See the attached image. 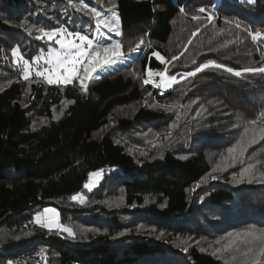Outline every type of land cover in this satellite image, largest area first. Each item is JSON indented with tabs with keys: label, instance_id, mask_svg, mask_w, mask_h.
Here are the masks:
<instances>
[{
	"label": "trees",
	"instance_id": "trees-1",
	"mask_svg": "<svg viewBox=\"0 0 264 264\" xmlns=\"http://www.w3.org/2000/svg\"><path fill=\"white\" fill-rule=\"evenodd\" d=\"M81 2L114 11L124 56L143 38L139 54L89 82L87 92L78 80L50 85L34 74L23 80L12 49L19 46L28 59L46 52L50 42L36 38L39 29L103 36L98 32L106 29H96L90 15L73 7ZM257 31L264 33V0H0V264H38L33 254L39 250L42 264H242V243L213 252L230 242L229 227L264 229V183L235 184L227 176L197 188L213 164L204 151L190 155L187 140L202 123L209 135L229 126L226 140L236 143L243 126L264 112V75L208 69L164 94L143 77L149 68L182 75L209 59L236 69L264 66V38L250 35ZM177 100L198 103L160 107ZM215 100L229 125L225 112L212 106ZM123 135L145 149L127 148ZM245 157L264 160V141ZM99 169L107 175L88 191L84 184ZM81 192L83 204L71 199ZM226 203L236 214L223 211L207 226L209 209ZM48 206L59 209L74 237L33 222Z\"/></svg>",
	"mask_w": 264,
	"mask_h": 264
},
{
	"label": "snow or ice",
	"instance_id": "snow-or-ice-1",
	"mask_svg": "<svg viewBox=\"0 0 264 264\" xmlns=\"http://www.w3.org/2000/svg\"><path fill=\"white\" fill-rule=\"evenodd\" d=\"M246 2L254 3L255 0H246ZM69 3H72V0H69ZM73 7H76L78 11L86 12L90 15L95 22L96 29H106V32H101V35L105 36L107 39H111V37L107 35L108 33L115 32L117 36L121 35L119 29V17L114 11L112 16L109 17L103 12L98 11L96 8H90L86 3L81 2L78 7L73 4ZM115 7L116 5H112V9ZM181 11H183V9H181ZM198 11L203 13L206 9L200 8ZM192 18L194 20L200 19L198 15H195ZM207 19L211 21L213 16L209 15ZM20 27H25V23H21ZM236 27H240L239 23L236 24ZM39 31L42 32V35L37 36L36 38L39 40L46 37L50 42L46 55L41 54L32 59H28L20 52L19 46L12 49L13 65L20 69L22 78L25 81H29L33 74L35 77L41 78L43 82L50 85H69L78 80L82 90L87 92V82L94 78L99 79L98 76L94 77V73L97 69L112 66L124 58V52L122 51L123 45L119 40L113 41L111 44H105L102 43L101 40H93L89 38L88 35L82 34L81 32H69L63 27L51 31H44L43 29H39ZM193 35H195V33H193ZM250 35L253 41L264 38V33L259 31L250 32ZM51 42H54L58 47L52 46ZM143 43L144 40L141 38L136 47L131 48L130 51H139L140 45ZM153 55L157 56L162 61L164 59L158 52H153ZM172 59L176 60L178 57L173 56ZM40 61L44 62L43 65L40 64ZM193 63H196V61H193ZM208 69L223 70L236 77H241L244 74L264 75V66H248L236 69L209 59L206 62L198 64L194 70L189 71L184 76L180 77L175 74L168 75L167 68L158 72H153V70L149 68L143 83L146 85L153 83L157 89L167 90L171 89L174 84L179 83L181 79L195 77L198 73H203ZM154 77H159V81H155ZM73 102L74 101H69L68 103ZM194 103H198V100L191 101L187 106L181 105L180 101L177 100L172 104L160 105V107H163L166 111H172L178 107H191V104ZM208 103L213 104L214 102L208 101ZM201 108L203 111H207L202 105ZM60 114H63V109H61ZM200 115L201 112L197 111L196 116ZM54 119H59V116H54ZM177 126L178 125L174 123L169 127L174 128ZM234 127L240 126L234 125ZM33 130H35V128H33ZM159 135L160 134L157 133V136ZM262 141H264V112L259 113V116L256 119L249 120L247 124L243 126L240 138L233 146L227 148V156L221 155L220 163H218L212 171H226L228 167H235V165L239 163L242 167L238 174L233 175L232 183L241 184L245 181L249 184L254 181L264 183V161L256 158L245 159L249 148H252L253 145L261 144ZM116 143H120V141L117 140ZM181 158L183 159L186 157ZM91 175L100 178L101 173L98 171ZM211 179L216 180L219 179V177L212 175ZM203 182H207V177L203 178ZM94 186L95 181H90L84 184V188L88 191H91ZM199 186L200 185L197 184V187ZM71 199L73 201H78L81 204L85 202V197L81 193L73 195ZM33 222L40 228L48 229L50 232L53 229H56L58 230V233L64 232L70 237L75 236L74 230L71 227L60 222L59 214L55 209H44L42 212L36 213ZM119 235H124V233H119ZM228 235L231 237L233 234L229 233ZM241 243L245 245V250L242 253L244 257L242 264H264V229L257 230L254 226L242 233H237L235 239H232L223 248L216 249V251L213 252V255H216L218 252L232 250ZM184 250L187 251V248ZM201 251H204V249H201ZM233 259H235V257H233ZM7 264H13V262L9 260Z\"/></svg>",
	"mask_w": 264,
	"mask_h": 264
},
{
	"label": "rangeland",
	"instance_id": "rangeland-1",
	"mask_svg": "<svg viewBox=\"0 0 264 264\" xmlns=\"http://www.w3.org/2000/svg\"><path fill=\"white\" fill-rule=\"evenodd\" d=\"M102 12H103L105 15L109 16V17L112 16V13H108V12H104V11H102ZM119 29H120V32H121L120 25H119ZM68 31H69V32H72V31H70V30H68ZM102 31H103V30H102ZM103 32H104V31H103ZM105 32H106V31H105ZM112 34H114V35L111 36L109 33L107 34L108 36L111 37V39H107V38L104 37V36L100 37L99 39L101 40L102 43H105V44H111L113 41L118 40V39H117L118 36L115 34V32H113ZM98 35H101V32H98ZM91 39H92V38H91ZM99 39H96V37H95L93 40H99ZM142 45H144V44H142ZM52 46H53V45H52ZM54 47H58V45H57V46H54ZM20 52H21V51H20ZM46 52H47V51H46ZM46 52H42L41 54H45V55H46ZM41 54H40V55H41ZM137 54H139V51H136V52L133 53L132 55L124 56V58H122L120 61H118L116 64H114V65H112V66H106V67H104V68H99V69H97V71L94 73V77H96V76L100 77V76H102L103 74H105V73H107V72L113 70L115 67H117V66H119V65H121V64H126L127 62H131V61L133 60V58L137 56ZM160 56H161V55H160ZM12 59H13V57H12ZM43 63H44L43 61H40V64L43 65ZM45 66H46V65H45ZM153 72H154V71H153ZM185 74H186V73H183L182 75H178V77H180V76H184ZM168 75H173V74H169V73H168ZM93 80H95V78L92 79V80H90V81H88L87 84H88L89 82L93 81ZM181 80H182V79H181ZM181 80H180V81H181ZM162 90H165V89H162ZM167 90H168V89H167ZM213 97H214V96H213ZM214 99H215V97H214ZM212 106H213L214 108H216L217 111H220L221 113H222V112H225V114H223L222 116L224 117V122H225L227 125H229V123H228V121H227V119H226V118L228 117V114L226 113L225 108H223V106H222L219 102H217L216 100H215V104L212 105ZM191 125H192V124H191ZM192 127H193V125H192ZM193 128H194V129H193L192 133L190 134V137H189L188 140H187L188 146H189V148L191 149V150L189 151V154H190V155H192V154H198V153H200L201 151H204V152L207 154V156H208V158H209L211 164H213V168L216 167V165H217L218 163H220V157H221V155H225V156H227V152H226L227 148H229V147H231V146H233V145L235 144V142H233V143H228L227 140H226V139H229V138H230V128H229V126H228L227 130L224 129V130H221V131H219V132H215L213 135H209V133L207 132V128H206L202 123L197 124V126H195V127H193ZM176 131H177V130H176ZM183 131H184V133L188 132L186 129H183ZM215 135H217V136L220 137V140H219L218 142H217L216 139L213 138ZM122 139H123L122 142L124 141L125 146H126L127 148L131 149V150H132V148H133V149L140 148V149L144 150L145 147H146V146H143L142 144L137 145V144L132 143V142L129 140L128 135H123V136H122ZM136 147H137V148H136ZM245 159H248V158L245 157ZM262 161H264V160H262ZM241 167H242V165H240L239 163H237V164L235 165V167H228V168H227V170H228L227 174H224L225 171H219V170L216 171V172L211 171L210 174L206 176V177H207V182L205 183V182L202 181L201 184H199L200 186L197 187V188L205 189V188H207V187H210L211 183H213V182H221V181H224V180H225V181H228V180H227V178H228L227 176H229L230 179H231V181H232V177H233V175H234L235 173L238 174L239 171H240V168H241ZM227 170H226V171H227ZM98 171L101 173L100 178H97V177L91 175L92 173H95V172H98ZM106 172H107V171L104 170V169H99V170L92 171V172L90 173V176H89V178H88V180H87L86 183H88V182H90V181H95V186L92 188V190L95 189V187L100 186V185H99L100 182L106 177V175H107ZM104 174H105V175H104ZM212 175L218 176L219 179H216V180L211 179V176H212ZM111 176H112V174H110V178H109V180L107 181V185H108V182H110ZM245 182H246V181H245ZM246 184L249 186L248 183H246ZM243 187H244V186H243ZM81 194L85 197V201H86V196L83 194V192H81ZM75 202L79 203L78 201H75ZM47 209H55L57 213H58V210H59L58 208L53 207V206H49V208H47ZM42 211H43V210H41V211H39V212H42ZM223 211H224V215L222 214ZM230 211H231V212H230ZM37 213H38V212H37ZM231 214H236V211H235V209L233 208V204H232V203H226V204H223V205L220 206L219 208H217L216 206H212V207L209 209L208 214H207V220H206L207 226L212 224L214 218H218L220 215H223V216H229V215H231ZM248 217H249V215H248V216H245L244 219L247 220ZM242 228L245 229V230L248 229V228H246V227H237L236 229H232V227H229V228H228V231H227L228 234H229V233H232V234H233L231 237L228 235V238L230 239V241H231L232 239H235V238H236V234H237V233H242V232H241ZM209 229H212V228L209 227ZM66 234H67V233H66ZM67 235H68V234H67ZM207 243H208V245H209L210 247H212V248L215 247L214 244H211L209 241H207Z\"/></svg>",
	"mask_w": 264,
	"mask_h": 264
},
{
	"label": "built area",
	"instance_id": "built-area-1",
	"mask_svg": "<svg viewBox=\"0 0 264 264\" xmlns=\"http://www.w3.org/2000/svg\"><path fill=\"white\" fill-rule=\"evenodd\" d=\"M145 78H146V76L144 77V79H145ZM154 79H155V81H157V82L159 81V77H154ZM148 85H150V86L156 88V87L154 86L153 83H149ZM156 89H157V88H156ZM158 91H159L160 94H164V91H163L162 89H158ZM33 258H34L35 261H37L38 264H42V263H43V253H42V251H41V250L36 251V252L33 254ZM20 262L23 263V260H21Z\"/></svg>",
	"mask_w": 264,
	"mask_h": 264
},
{
	"label": "crops",
	"instance_id": "crops-1",
	"mask_svg": "<svg viewBox=\"0 0 264 264\" xmlns=\"http://www.w3.org/2000/svg\"><path fill=\"white\" fill-rule=\"evenodd\" d=\"M47 208H49V206L48 207H46V208H44V209H47ZM43 209V210H44ZM58 214H59V219H60V222L62 223V221H61V216H60V211L58 210ZM63 224V223H62Z\"/></svg>",
	"mask_w": 264,
	"mask_h": 264
},
{
	"label": "clouds",
	"instance_id": "clouds-1",
	"mask_svg": "<svg viewBox=\"0 0 264 264\" xmlns=\"http://www.w3.org/2000/svg\"><path fill=\"white\" fill-rule=\"evenodd\" d=\"M122 65V64H121ZM154 72H157V71H154ZM145 77V76H144ZM144 77H143V80H144ZM165 92V90H163Z\"/></svg>",
	"mask_w": 264,
	"mask_h": 264
}]
</instances>
